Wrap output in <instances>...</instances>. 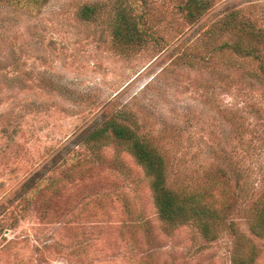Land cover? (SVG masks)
<instances>
[{"label":"rangeland","instance_id":"rangeland-1","mask_svg":"<svg viewBox=\"0 0 264 264\" xmlns=\"http://www.w3.org/2000/svg\"><path fill=\"white\" fill-rule=\"evenodd\" d=\"M205 2L192 20L188 0H0V264H232L237 242L264 264L248 217L264 193V39L244 57L222 31L229 14L263 29L264 0ZM121 14L138 44L115 36ZM112 118L161 155L170 188L220 178L215 240L159 219L111 131L87 140Z\"/></svg>","mask_w":264,"mask_h":264},{"label":"trees","instance_id":"trees-1","mask_svg":"<svg viewBox=\"0 0 264 264\" xmlns=\"http://www.w3.org/2000/svg\"><path fill=\"white\" fill-rule=\"evenodd\" d=\"M33 1L38 0H8L11 4H20L21 7H28ZM206 6L204 0H188L187 16L192 20L196 19L203 13ZM94 12L93 6L84 5L81 8L80 16L89 19ZM123 14L118 19L119 25L115 31V36L119 41L127 44H138L141 39H139V35L136 36L134 33L137 31V27L134 23H129ZM234 20L233 14H229L227 20L223 22L222 31L233 35L231 41L225 42L223 47L231 49L241 56L256 58L258 51L256 44H260L264 39V28L254 29L247 22L239 23ZM107 131H111L116 141L127 145L128 151L150 178V188L153 192L158 217L164 224L169 227H176L190 223L196 226L204 239L212 241L218 237V227L224 223L226 207L215 206L216 203L223 204L225 201L223 195L225 191L216 174L207 177L208 182H204L206 186L197 185L199 189H191L185 186L172 189L166 183L167 167L163 158L130 126L113 118L107 119L87 135V140L96 142L104 137ZM220 173V176L223 177L224 174ZM216 193L222 198L220 201L217 199ZM259 197L250 206L248 217L251 232L262 237L264 236V193ZM235 246L231 255L232 264L254 263L255 251L251 250V253L244 255L240 250L241 244L239 245L237 242Z\"/></svg>","mask_w":264,"mask_h":264}]
</instances>
